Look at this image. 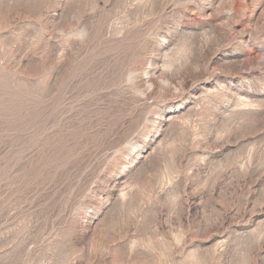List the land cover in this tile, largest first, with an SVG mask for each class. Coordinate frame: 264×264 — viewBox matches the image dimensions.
I'll list each match as a JSON object with an SVG mask.
<instances>
[{
	"label": "rangeland",
	"instance_id": "1",
	"mask_svg": "<svg viewBox=\"0 0 264 264\" xmlns=\"http://www.w3.org/2000/svg\"><path fill=\"white\" fill-rule=\"evenodd\" d=\"M0 264H264V0H0Z\"/></svg>",
	"mask_w": 264,
	"mask_h": 264
}]
</instances>
